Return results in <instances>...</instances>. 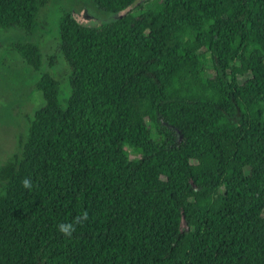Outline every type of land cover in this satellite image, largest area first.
I'll list each match as a JSON object with an SVG mask.
<instances>
[{
    "label": "trees",
    "instance_id": "obj_1",
    "mask_svg": "<svg viewBox=\"0 0 264 264\" xmlns=\"http://www.w3.org/2000/svg\"><path fill=\"white\" fill-rule=\"evenodd\" d=\"M52 1L0 0V29L32 35ZM92 1L119 17L62 13L67 104L43 73L0 167V264H264V0H150L138 18L140 0ZM16 50L41 71L38 44ZM214 192L218 231L197 200Z\"/></svg>",
    "mask_w": 264,
    "mask_h": 264
},
{
    "label": "rangeland",
    "instance_id": "obj_2",
    "mask_svg": "<svg viewBox=\"0 0 264 264\" xmlns=\"http://www.w3.org/2000/svg\"><path fill=\"white\" fill-rule=\"evenodd\" d=\"M149 1L140 0L132 8V14L137 18L149 16ZM64 11L70 12L80 24L88 28L101 27L119 17L99 11L92 0H53L42 9L32 35L27 36L16 29H0V167L10 158L21 154L30 122L35 112L43 106L42 95L36 89V83L43 73L50 72L59 82L60 103L67 104L71 94V71L61 54L59 36V19ZM28 42L36 43L42 49L44 63L40 72L27 67L17 53V44ZM208 75L212 76V73ZM246 80V77H242L240 82ZM119 151L131 159L137 158L129 148L120 146ZM254 165L252 160L247 164L245 171L248 177ZM221 195V192H214L197 198L211 204L212 231H218L222 222L224 212L219 203ZM129 260L130 255L122 253L111 264H124Z\"/></svg>",
    "mask_w": 264,
    "mask_h": 264
}]
</instances>
